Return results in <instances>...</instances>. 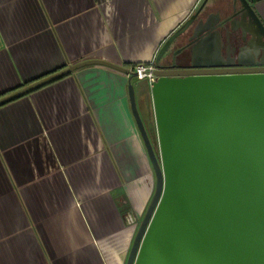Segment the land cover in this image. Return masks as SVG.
Instances as JSON below:
<instances>
[{
    "label": "crops",
    "instance_id": "0c3cea01",
    "mask_svg": "<svg viewBox=\"0 0 264 264\" xmlns=\"http://www.w3.org/2000/svg\"><path fill=\"white\" fill-rule=\"evenodd\" d=\"M247 1L264 26V0ZM202 2L0 0V98L88 60L127 70L155 61ZM231 5L208 0L204 15L222 20ZM218 31L219 53L204 42L194 61L227 55ZM129 82L149 131V83L104 66L0 105V264H125L153 189Z\"/></svg>",
    "mask_w": 264,
    "mask_h": 264
},
{
    "label": "water",
    "instance_id": "95a60500",
    "mask_svg": "<svg viewBox=\"0 0 264 264\" xmlns=\"http://www.w3.org/2000/svg\"><path fill=\"white\" fill-rule=\"evenodd\" d=\"M207 1L155 59L149 89L158 156L128 85L155 182L125 264H264V26L247 0H233L222 20L204 15ZM236 16L241 28L232 26ZM218 29L227 43L243 41L239 54L257 61L237 70L216 69L215 57L194 61L204 42L219 53ZM178 58L190 67L176 66ZM92 65L134 78L112 63L88 60L0 98V105Z\"/></svg>",
    "mask_w": 264,
    "mask_h": 264
},
{
    "label": "flooded vegetation",
    "instance_id": "af4514ba",
    "mask_svg": "<svg viewBox=\"0 0 264 264\" xmlns=\"http://www.w3.org/2000/svg\"><path fill=\"white\" fill-rule=\"evenodd\" d=\"M236 22L234 21L232 26L241 28L239 16H236L235 18ZM247 38V37H246ZM249 40V38H248ZM246 39V41H248ZM239 41V40H238ZM245 43H243L241 46H244ZM235 47V44L232 42H229L228 46V53L227 55L221 57L220 59H217L214 64H216V69H227V70H237V69H247L251 66H248V64H251L252 62L257 61L256 58H250L245 57L243 54L240 55L239 52L236 51L241 47ZM239 51V50H238ZM179 60L175 61V65L179 67L189 68L190 67V61L184 60L182 58H178Z\"/></svg>",
    "mask_w": 264,
    "mask_h": 264
},
{
    "label": "built area",
    "instance_id": "2783aa9c",
    "mask_svg": "<svg viewBox=\"0 0 264 264\" xmlns=\"http://www.w3.org/2000/svg\"><path fill=\"white\" fill-rule=\"evenodd\" d=\"M129 71L134 74V79L138 81H146L149 85L156 80V76L154 75V72L156 71L155 61L136 64Z\"/></svg>",
    "mask_w": 264,
    "mask_h": 264
},
{
    "label": "rangeland",
    "instance_id": "374dc122",
    "mask_svg": "<svg viewBox=\"0 0 264 264\" xmlns=\"http://www.w3.org/2000/svg\"><path fill=\"white\" fill-rule=\"evenodd\" d=\"M135 80V79H134ZM149 135V138H150V141H151V144H152V147L153 149L155 150V154L156 156L159 155V152H158V143H157V137H156V130H155V123H151L150 127H149V131H146ZM152 171V170H151ZM152 177H153V188H154V175H153V172H152ZM153 194V189H152V193H151V196ZM151 199V197H150ZM150 202V201H149ZM149 204V203H148ZM148 207V205H147ZM146 207V209H147ZM143 218V217H142Z\"/></svg>",
    "mask_w": 264,
    "mask_h": 264
},
{
    "label": "trees",
    "instance_id": "16d2710c",
    "mask_svg": "<svg viewBox=\"0 0 264 264\" xmlns=\"http://www.w3.org/2000/svg\"><path fill=\"white\" fill-rule=\"evenodd\" d=\"M250 2H252V3H258L259 1H262V0H249Z\"/></svg>",
    "mask_w": 264,
    "mask_h": 264
}]
</instances>
